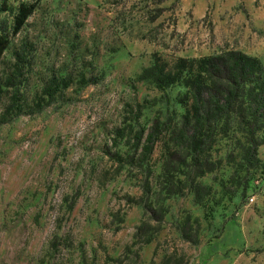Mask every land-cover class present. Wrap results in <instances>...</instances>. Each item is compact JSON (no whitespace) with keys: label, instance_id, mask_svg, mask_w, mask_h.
<instances>
[{"label":"rangeland","instance_id":"obj_1","mask_svg":"<svg viewBox=\"0 0 264 264\" xmlns=\"http://www.w3.org/2000/svg\"><path fill=\"white\" fill-rule=\"evenodd\" d=\"M34 3L0 0V264H264V130L252 161L236 120L196 156L185 90L140 80L228 50L264 67V0H41L13 35Z\"/></svg>","mask_w":264,"mask_h":264},{"label":"trees","instance_id":"obj_2","mask_svg":"<svg viewBox=\"0 0 264 264\" xmlns=\"http://www.w3.org/2000/svg\"><path fill=\"white\" fill-rule=\"evenodd\" d=\"M34 1V4L19 6L14 16L13 35L22 30L35 4L41 0ZM9 45L10 37L0 36V60ZM140 80L150 82L162 94L176 86L185 90L179 98L185 113L178 130L186 134L189 148L196 156L203 153L202 138H210L221 123L234 120L247 131L250 147L246 159L252 161L257 157L260 144L255 134L264 130V67L259 59L236 50L193 59L178 57L171 63L155 58ZM8 122L2 116L0 124ZM160 135V132L157 135L150 132L138 136L142 152L151 155Z\"/></svg>","mask_w":264,"mask_h":264},{"label":"built area","instance_id":"obj_3","mask_svg":"<svg viewBox=\"0 0 264 264\" xmlns=\"http://www.w3.org/2000/svg\"><path fill=\"white\" fill-rule=\"evenodd\" d=\"M252 201V200H251Z\"/></svg>","mask_w":264,"mask_h":264}]
</instances>
